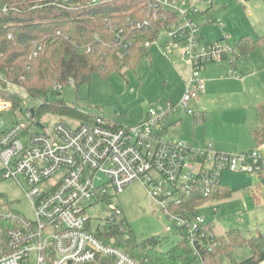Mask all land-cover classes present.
<instances>
[{
    "label": "built area",
    "instance_id": "obj_1",
    "mask_svg": "<svg viewBox=\"0 0 264 264\" xmlns=\"http://www.w3.org/2000/svg\"><path fill=\"white\" fill-rule=\"evenodd\" d=\"M141 1L140 17L115 20L109 25L112 40L99 44L117 49L118 57L124 59L130 54L131 35L156 27L154 38L142 47L149 50L157 45L169 61L188 69L180 101L150 108L145 119L132 127L94 117L75 128L59 122L47 132L29 119V113H18L8 128L0 119V174L3 179L13 178L19 186L20 179L23 181L33 210L29 220L0 207V264H139L114 245L111 233L115 229L125 236L131 234L124 221H117L121 210L114 208L104 226L95 228L90 213L95 204L109 202L108 189L120 194L134 181L143 184L153 204L166 216V233L183 236L196 253L211 251L218 237L203 218L191 222L198 208L190 213V203L215 192L224 172L264 179V145L230 155L215 150L212 144L193 147L164 138L165 122L171 115L195 114L190 103L205 90L201 78L205 67L225 62L233 67L238 53L226 38L204 41L197 21L201 12L190 1ZM66 3L48 0L39 6L70 8ZM97 3L92 0L88 5ZM9 10L0 5L1 13ZM100 46L89 45L86 52L94 53ZM228 77L240 79L231 70ZM10 110V103L0 102V115Z\"/></svg>",
    "mask_w": 264,
    "mask_h": 264
},
{
    "label": "rangeland",
    "instance_id": "obj_2",
    "mask_svg": "<svg viewBox=\"0 0 264 264\" xmlns=\"http://www.w3.org/2000/svg\"><path fill=\"white\" fill-rule=\"evenodd\" d=\"M188 1L202 13L197 21L207 42L226 38L229 46L238 53L237 45L241 39L264 37V0ZM247 61L255 63L256 68L246 66L239 74L235 68ZM173 64L162 54L159 46L152 45L135 69L124 67L107 75L94 73L90 82L84 85L68 83L56 86L48 94V103H63L72 108L74 114L47 113L40 122L47 132L59 122L75 128L94 117L105 118L123 127L135 126L145 119L150 108L164 106L167 101L176 105L180 101L185 89L180 75H184L186 69L178 63ZM233 65L234 68L225 62L205 67L210 70L208 76L223 75L227 78L231 70L241 79L228 78L241 82L209 85L204 69L201 78L205 82V92L200 95V100L190 103L193 111L204 112V116L200 119L179 112L171 115L165 122V139L180 140L193 147L212 144L215 150L230 155L259 149L251 130L259 126L253 97L259 102L264 100V45L239 58ZM8 88L22 99L24 110L38 105L23 89L12 85ZM217 91L226 93V97L215 101ZM18 113L10 110L0 115L5 128L18 119ZM36 131L41 130L36 128ZM221 145L229 149L231 145H237L239 149L224 150ZM245 146L249 150L240 151ZM19 182L21 186L13 178L3 179L0 174V207L31 220L33 210L24 193L27 186L21 179ZM221 184L233 191L230 197L205 203L195 211L191 222L194 223L196 217L203 218L211 225L216 237H224L230 230H238L246 237L259 233L264 235V181L250 174L224 172ZM108 191L109 202L95 204L90 210L93 228L97 224L103 227L106 217L118 208L122 214L117 221H124L136 240L166 238L161 245L162 251L180 240L175 232L164 231L168 220L153 204L141 182L130 183L120 194H115L112 189ZM233 254L234 259L240 262L252 253L248 247H243L234 250Z\"/></svg>",
    "mask_w": 264,
    "mask_h": 264
},
{
    "label": "trees",
    "instance_id": "obj_3",
    "mask_svg": "<svg viewBox=\"0 0 264 264\" xmlns=\"http://www.w3.org/2000/svg\"><path fill=\"white\" fill-rule=\"evenodd\" d=\"M45 1L48 0H0L1 6L10 8L7 14L0 12V100L11 103L14 112L29 113V119L35 122L47 113L74 114L73 109L63 103H48V94L56 86L84 85L90 82L94 73L107 75L124 67L135 69L148 51L142 44L153 39L157 29L131 35L130 54L120 59L117 49L102 47L99 41L109 43L112 40L109 25L115 20L123 21L126 16L140 17L141 0H97L94 5H88L92 0H67L66 6L70 8L40 7ZM89 45L101 48L87 53ZM263 45L264 37L241 39L235 61ZM37 47L41 50L37 51ZM35 52L37 55L33 56ZM9 85L23 89L29 99L38 103L31 108L35 119L31 118L30 109H23L22 99L9 91ZM256 113L261 126L253 132V138L256 146H261L264 145V103L257 107ZM91 120L88 118L86 122ZM232 193L221 184L215 192L193 200L190 213L211 200L228 198ZM111 235L115 238V247L139 264H226L225 261L228 264H260L264 261V235L261 233L246 237L238 230H230L224 237L216 239L211 251L198 253L189 247L183 236L162 251L161 245L166 238L138 241L133 235H122L116 229ZM243 247H248L252 254L237 262L233 251Z\"/></svg>",
    "mask_w": 264,
    "mask_h": 264
},
{
    "label": "crops",
    "instance_id": "obj_4",
    "mask_svg": "<svg viewBox=\"0 0 264 264\" xmlns=\"http://www.w3.org/2000/svg\"><path fill=\"white\" fill-rule=\"evenodd\" d=\"M202 14V13H201ZM200 14V15H201ZM199 15V16H200ZM201 35H202V37H203V39H204V41H205V36L202 34V32H201ZM218 40H220V39H218ZM218 40H216V41H218ZM207 42V41H206ZM149 51V50H148ZM148 51H147V53H148ZM147 53H146V55H147ZM145 55V56H146ZM171 62V61H170ZM171 64H173L172 62H171ZM179 64V63H178ZM174 65V64H173ZM184 69H186V73L184 74V75H180V80H181V82L184 84V88H185V83H186V80H187V78H188V75H189V71H188V69L184 66V65H182V64H180ZM252 67L253 69L254 68H256V64L255 63H253L252 61H247L245 64H240V66H238V67H236L235 69L237 70V72L239 73V74H242L244 71V67ZM235 67V65H233V68ZM210 72V70L209 69H205V74L207 75V79H208V83H209V85L210 84H212V85H214V84H219V83H226V82H241V81H237V80H232V79H230V78H226L225 76H223V75H220V76H208V73ZM241 79V78H240ZM205 92V91H204ZM204 92L202 93V94H204ZM201 94V95H202ZM223 97H226V93H224V92H222V91H217L216 92V94H215V97H214V100L216 101V100H218V98L219 99H222ZM254 98V100H255V107H254V112H255V117H256V120L259 122V126H257V129L258 128H260V126H261V122H260V120H259V118L257 117V113H256V109H257V107L259 106V105H261L262 103H264L263 101H260L259 102V99H256V97H253ZM201 98H199V100H200ZM195 112V115H193V116H198L200 119H202V117L204 116V112H196V111H194ZM165 128H166V126H165ZM255 128V127H254ZM257 129H252L251 130V134H252V136H253V132L255 131V130H257ZM166 130H167V128L165 129V132H166ZM254 143H255V141H254ZM230 147H232V148H230L229 149V147H227L226 145H221V149H224V150H226V149H228V150H231V149H233V147L235 148V149H239V146H237V145H231ZM219 148H220V146H219ZM245 150H249V148L247 147V146H245V147H243L242 149L240 148V151H245Z\"/></svg>",
    "mask_w": 264,
    "mask_h": 264
},
{
    "label": "water",
    "instance_id": "obj_5",
    "mask_svg": "<svg viewBox=\"0 0 264 264\" xmlns=\"http://www.w3.org/2000/svg\"><path fill=\"white\" fill-rule=\"evenodd\" d=\"M30 114H31V118L35 119L34 117V109H30ZM35 124L37 125V127H39L41 130H43L45 128V126L40 122V121H36Z\"/></svg>",
    "mask_w": 264,
    "mask_h": 264
}]
</instances>
